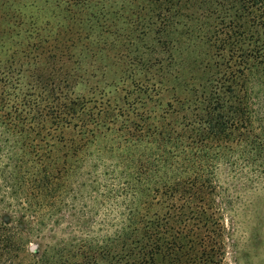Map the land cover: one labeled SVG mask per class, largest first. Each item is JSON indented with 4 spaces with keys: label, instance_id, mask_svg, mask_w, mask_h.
Here are the masks:
<instances>
[{
    "label": "trees",
    "instance_id": "16d2710c",
    "mask_svg": "<svg viewBox=\"0 0 264 264\" xmlns=\"http://www.w3.org/2000/svg\"><path fill=\"white\" fill-rule=\"evenodd\" d=\"M153 4L131 23L118 15L115 22L102 17L86 28L79 22L60 25L54 36L36 32L10 48L11 56L0 58V150L18 170L8 172L11 195L1 202L19 208V214L0 213V264H200L205 247L199 227L209 222L205 213L214 205L217 167L250 158L249 144L235 143L231 136L259 113L249 82L242 80L248 76L264 92L259 46L239 56L237 68L227 71L219 86L212 84L187 105L176 97L178 107L169 104L152 125L135 116L107 128L121 114L114 115L110 98L96 100L92 89L84 94L79 86L95 78L98 62L104 68L111 62L124 66L113 82L116 90L127 96L134 86L160 99L156 83L173 62L172 49L195 37L218 48L246 33L252 43L261 42L264 0ZM184 13L182 37L174 38L170 35L180 24L174 18ZM143 39L149 41L147 54L138 48ZM91 156L103 165L101 200L124 202L120 226L98 239L55 238L68 201L89 187L90 193L95 190L84 172ZM4 184L0 192L8 189Z\"/></svg>",
    "mask_w": 264,
    "mask_h": 264
},
{
    "label": "rangeland",
    "instance_id": "374dc122",
    "mask_svg": "<svg viewBox=\"0 0 264 264\" xmlns=\"http://www.w3.org/2000/svg\"><path fill=\"white\" fill-rule=\"evenodd\" d=\"M154 7L153 0H0V58L11 56V51H8L10 48H17L21 40L33 37L36 32L54 36L60 25L66 27L79 22L86 28L98 24V20L101 22L102 17L115 22L118 15L127 16L126 22L131 23L138 13L142 15ZM185 15L174 18L180 24L178 31L170 36L182 37L179 29L188 21ZM141 17L146 19L148 15ZM249 35L246 33L242 38L219 48L195 37L197 40L172 49L173 62L165 65V74L156 83L160 99L154 95L149 97L134 86H129L130 94L127 96L116 90L113 82L120 76L124 66L111 62L105 68L98 62L95 69L98 74L85 87L79 86V90L87 94L92 89L96 100L102 95H105L104 101L110 98L114 115H121L117 117L115 125H106L107 128L134 120L135 116L144 118L152 125L169 108V104L172 108L178 107L176 97L187 105L196 95H206L212 84L219 86L225 78L224 74L237 68L234 62L242 54H251L255 46H259L264 54V35L260 36L261 42L258 44L252 43ZM143 40L138 48L147 54L149 41ZM246 64L249 70L254 69L253 62ZM248 69L245 74H248ZM245 77L242 80L249 82L252 103L258 107L259 113L251 124L245 125L240 134H233L231 140L241 145L247 142L249 146L245 153L250 158L248 161L223 162L217 167L214 178L217 189L211 198L214 205L211 202L212 206L205 213L209 222L199 227L205 247L200 264H264V166L261 164L264 162V92L258 91L257 84L248 76ZM90 96L91 93L87 95ZM241 145L233 146L241 150ZM4 152L0 150V182L7 184L8 189L0 192V213L5 214L7 211L19 214V208L11 210L8 207L9 200L1 202V197L5 199L11 195L8 172L18 173L12 163L7 164ZM84 163V172H89L87 176L93 180V183H89V180L87 184H93L95 190L90 193L89 187L81 197L68 201V208L64 211L66 221L55 228V238L82 235L98 239L100 234L113 232L120 226L124 202L116 197L101 200L100 175L103 165L94 156ZM215 208L220 209V216L216 214ZM163 211L167 216V208ZM215 218L219 219L218 223H215Z\"/></svg>",
    "mask_w": 264,
    "mask_h": 264
}]
</instances>
